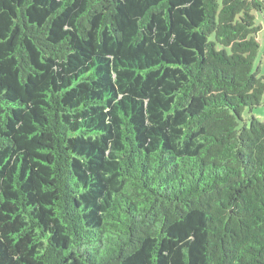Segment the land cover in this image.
<instances>
[{
    "label": "trees",
    "instance_id": "trees-1",
    "mask_svg": "<svg viewBox=\"0 0 264 264\" xmlns=\"http://www.w3.org/2000/svg\"><path fill=\"white\" fill-rule=\"evenodd\" d=\"M262 15L0 0V264H264Z\"/></svg>",
    "mask_w": 264,
    "mask_h": 264
},
{
    "label": "rangeland",
    "instance_id": "rangeland-1",
    "mask_svg": "<svg viewBox=\"0 0 264 264\" xmlns=\"http://www.w3.org/2000/svg\"><path fill=\"white\" fill-rule=\"evenodd\" d=\"M257 22L258 24L263 25V30L258 36L260 42V51L256 59L255 68L258 76L264 79V16L262 15L258 17ZM253 115L261 122H264V96L261 100V106L253 110ZM250 117L251 115L249 114V111L246 110L243 114L244 121L248 122ZM242 124L243 123H241V125Z\"/></svg>",
    "mask_w": 264,
    "mask_h": 264
},
{
    "label": "crops",
    "instance_id": "crops-1",
    "mask_svg": "<svg viewBox=\"0 0 264 264\" xmlns=\"http://www.w3.org/2000/svg\"><path fill=\"white\" fill-rule=\"evenodd\" d=\"M262 27H263V25H262Z\"/></svg>",
    "mask_w": 264,
    "mask_h": 264
}]
</instances>
